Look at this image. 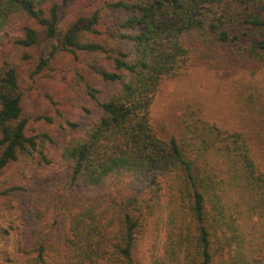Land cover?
Here are the masks:
<instances>
[{
    "label": "trees",
    "instance_id": "obj_1",
    "mask_svg": "<svg viewBox=\"0 0 264 264\" xmlns=\"http://www.w3.org/2000/svg\"><path fill=\"white\" fill-rule=\"evenodd\" d=\"M225 2L0 0V176L14 165L27 182L6 186L0 205L23 192L30 215L22 227L2 229L13 264H134L140 221L156 196L144 193L161 189L183 216L158 264H251L237 219L244 211L264 216V171L248 135L193 110L169 140L150 121L161 80L187 66L184 37L215 28L208 14ZM258 2L262 13L246 21L258 30L249 52L264 70V0ZM37 79L45 80L52 109L37 118L74 130L56 152L51 130L28 131L24 95ZM96 81L114 86L104 100ZM78 93L99 107L83 106L90 117L83 126L66 116ZM29 165L55 177L56 195L36 185L35 172L26 175Z\"/></svg>",
    "mask_w": 264,
    "mask_h": 264
},
{
    "label": "rangeland",
    "instance_id": "obj_2",
    "mask_svg": "<svg viewBox=\"0 0 264 264\" xmlns=\"http://www.w3.org/2000/svg\"><path fill=\"white\" fill-rule=\"evenodd\" d=\"M223 8L216 14H208V22L213 23L215 28L206 25L201 31L184 37L188 48L187 66L181 74L161 80L151 107L150 121L157 135L164 140L179 136L182 118L192 110L203 120L222 129L243 131L249 137L257 167L264 171V70L257 58L249 52L251 41L258 30L246 21L247 14L262 13L261 3L255 0L246 6L238 0H227ZM213 18L221 19L223 25ZM220 32L226 33V41L220 38ZM26 85L28 88L23 103L25 115L31 117L28 131L51 130L52 150L56 152L63 138L74 130L68 129L60 119L53 124H46L44 119L37 118L52 112L43 96L45 80L37 79ZM96 85L101 87L99 100H104L114 88L112 84L106 85L99 81H96ZM84 105L92 112L99 110L95 100L89 99L84 93H78L74 107L66 115L79 121L81 126L90 120ZM54 164L57 170L60 169L58 161ZM17 172L22 173L13 165L2 173L0 192L12 185L14 180L26 185V177L18 180ZM32 172H35L32 177H35L36 185L46 186L44 191H47L48 198L57 194L54 176H50L41 167L29 165L26 175ZM144 195L156 196L150 200L151 207L145 208L140 221L133 246L134 264H158L156 261L167 248L168 237L178 230L183 210L162 189L156 194L150 190ZM235 197L238 198L239 194H235ZM24 198L22 192L16 194L12 203H7V207H3L4 203L0 205V264H13L8 259L9 244L2 229L9 224L15 229L24 225L25 217L30 216L29 211L22 208ZM237 221L246 241L247 259L251 264H264V216L244 211Z\"/></svg>",
    "mask_w": 264,
    "mask_h": 264
}]
</instances>
